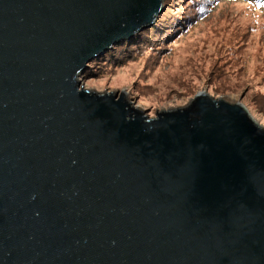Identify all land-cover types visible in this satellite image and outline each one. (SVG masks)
I'll list each match as a JSON object with an SVG mask.
<instances>
[{
	"label": "water",
	"instance_id": "water-1",
	"mask_svg": "<svg viewBox=\"0 0 264 264\" xmlns=\"http://www.w3.org/2000/svg\"><path fill=\"white\" fill-rule=\"evenodd\" d=\"M165 0H0V264H264V126L199 92L150 118L81 85Z\"/></svg>",
	"mask_w": 264,
	"mask_h": 264
},
{
	"label": "rangeland",
	"instance_id": "rangeland-1",
	"mask_svg": "<svg viewBox=\"0 0 264 264\" xmlns=\"http://www.w3.org/2000/svg\"><path fill=\"white\" fill-rule=\"evenodd\" d=\"M194 1L165 0L155 26L115 45L81 85L125 91L150 118L207 92L242 103L264 126V0H210L196 18Z\"/></svg>",
	"mask_w": 264,
	"mask_h": 264
},
{
	"label": "trees",
	"instance_id": "trees-1",
	"mask_svg": "<svg viewBox=\"0 0 264 264\" xmlns=\"http://www.w3.org/2000/svg\"><path fill=\"white\" fill-rule=\"evenodd\" d=\"M194 1V0H193ZM210 0H195L194 1V5H193V8H194V16H195V18L196 17H199L203 12H204V6H206L207 4H208V2H209ZM261 5H264V1H261V2H259ZM211 4V3H210ZM209 4V5H210ZM202 8H203V10H202ZM202 10V11H201ZM201 11V12H200ZM187 20H192V19H187ZM155 26V25H154ZM176 27H178V26H176ZM142 35V34H141ZM140 35V33L139 34H136L135 36H134V38H132L131 40H128L129 42H131V41H136L137 39L138 40H140L141 39V36ZM106 55V54H105ZM104 55V56H105ZM105 58V57H104ZM102 58H99V59H97V60H95L94 62H92L91 63V66L95 63V62H97V61H99V60H101ZM91 66H90V68H91ZM89 68V69H90ZM88 69V70H89Z\"/></svg>",
	"mask_w": 264,
	"mask_h": 264
},
{
	"label": "bare ground",
	"instance_id": "bare-ground-1",
	"mask_svg": "<svg viewBox=\"0 0 264 264\" xmlns=\"http://www.w3.org/2000/svg\"><path fill=\"white\" fill-rule=\"evenodd\" d=\"M234 101V100H233Z\"/></svg>",
	"mask_w": 264,
	"mask_h": 264
}]
</instances>
